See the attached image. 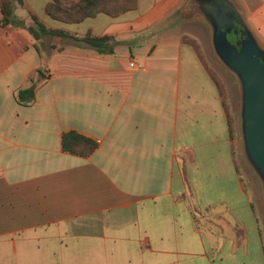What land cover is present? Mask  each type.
<instances>
[{"label": "crops", "instance_id": "obj_1", "mask_svg": "<svg viewBox=\"0 0 264 264\" xmlns=\"http://www.w3.org/2000/svg\"><path fill=\"white\" fill-rule=\"evenodd\" d=\"M23 1L25 27L0 11V264H264V205L188 0L80 24ZM232 1L264 46V0ZM33 16L71 36L34 39ZM69 131L97 150L64 152Z\"/></svg>", "mask_w": 264, "mask_h": 264}, {"label": "water", "instance_id": "obj_2", "mask_svg": "<svg viewBox=\"0 0 264 264\" xmlns=\"http://www.w3.org/2000/svg\"><path fill=\"white\" fill-rule=\"evenodd\" d=\"M182 12L208 26L216 58L238 82L243 155L264 205V46L232 0H188ZM232 32L240 41H231Z\"/></svg>", "mask_w": 264, "mask_h": 264}, {"label": "trees", "instance_id": "obj_3", "mask_svg": "<svg viewBox=\"0 0 264 264\" xmlns=\"http://www.w3.org/2000/svg\"><path fill=\"white\" fill-rule=\"evenodd\" d=\"M16 0H0V11L3 21L11 25L24 26V23L17 20L14 15ZM23 4V0H17ZM137 0H52L45 8L46 15L57 22L64 24H80L88 18H93L99 14H106L116 18L124 13L135 10ZM32 25L28 27V31L36 40H40L44 36H60L70 37L66 31L53 30L47 28L35 16L32 17ZM111 37H91L87 36L80 40L94 47L99 53H113L111 45ZM231 40L235 39L233 35ZM234 42V41H233ZM35 86L24 89L19 92L18 99L24 105H29L35 98ZM62 149L72 155L81 157L91 156L98 148V143L87 138L78 132L69 131L62 136Z\"/></svg>", "mask_w": 264, "mask_h": 264}, {"label": "rangeland", "instance_id": "obj_4", "mask_svg": "<svg viewBox=\"0 0 264 264\" xmlns=\"http://www.w3.org/2000/svg\"><path fill=\"white\" fill-rule=\"evenodd\" d=\"M236 6L238 7L239 10L242 7L238 5ZM208 50H209L208 55L205 57L207 62L209 61L207 64L209 65L211 72L219 85L220 92L224 97L226 109H227V112L229 113L230 120L233 125V129L236 133V137L238 139L240 138V141L242 142L241 132H240L241 119H240V96H239L240 94H239L238 82L236 78L216 58L212 50L210 40L208 42ZM241 147H242V144H241ZM242 153H243V148H242ZM250 173L252 174L256 182V187L258 189L260 199L263 203L261 185L251 170H250Z\"/></svg>", "mask_w": 264, "mask_h": 264}, {"label": "flooded vegetation", "instance_id": "obj_5", "mask_svg": "<svg viewBox=\"0 0 264 264\" xmlns=\"http://www.w3.org/2000/svg\"><path fill=\"white\" fill-rule=\"evenodd\" d=\"M233 35L235 36V39L231 40L232 42L234 41V43H236V42L240 41V39H241L240 35H235L234 32H232L229 37H232Z\"/></svg>", "mask_w": 264, "mask_h": 264}]
</instances>
